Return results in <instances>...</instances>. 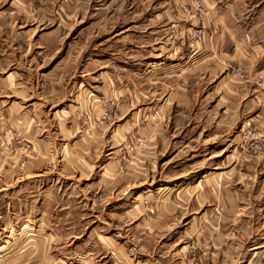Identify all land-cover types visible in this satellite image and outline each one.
<instances>
[{"label":"rangeland","instance_id":"1","mask_svg":"<svg viewBox=\"0 0 264 264\" xmlns=\"http://www.w3.org/2000/svg\"><path fill=\"white\" fill-rule=\"evenodd\" d=\"M58 1L59 7L54 0L50 3L48 12L52 21L44 23L36 21L42 11H38L35 0H0V96L14 93L11 99L15 101L21 97L19 88L27 84L21 82L26 78L23 71L10 73L15 68L14 57L9 53L14 50L13 40L19 39L24 48L32 51L39 34L59 29L55 20L62 19L58 14L60 10L63 15L67 12L68 20L61 31L65 40L57 53L40 54V60L34 62L37 69L34 72L30 69V74L32 78H57L51 76L55 67L60 69L62 79L72 86V89L68 86V95H64L65 88L59 85L65 82H54L56 86L52 92L48 85L40 82L34 96L40 97L44 104L36 102L30 110L23 105L10 108L8 103L0 107V264H11L9 256L17 250L11 245L12 240H25L22 238L26 237L28 223L35 226L29 230L35 234V240L29 251L20 246L18 252L35 256L44 253L66 255L69 257L67 264H78L74 258L93 251L103 263L107 256L118 253L112 244L111 247L108 245L112 241L107 235L112 231L109 226L125 220L130 239L139 238L140 228L145 224L149 226V220L162 209L163 218L169 214L173 219L168 222L175 221V231L163 234L164 238L176 239L172 247H163L164 254L175 264H264L263 248L255 261L247 262L251 254L236 244L238 237H235L234 226L222 227V203L225 207L222 194L225 196L227 191L226 205H229L230 191L233 195L242 185L235 183L232 166L223 161L225 141L222 131L225 127L222 119L191 120L186 117V103L177 106L167 101L172 88L176 87L174 84L121 82L122 71L118 69L114 72L119 73L111 76L110 92L106 96L98 95L101 82L110 72L99 77L105 69L92 66L90 60L91 48L98 40L90 36L89 15L97 2L78 0L85 2L84 10L78 9L80 17L74 19L68 16L75 9L74 0ZM23 3L26 5H22L20 12ZM28 8L36 17L30 21L24 19ZM106 13L107 9L100 11V14ZM82 16L87 17L81 21ZM37 20L42 21L41 18ZM100 23V33H103L109 24L105 20ZM26 62L27 56L20 62L23 70L27 67ZM11 76L15 82H11ZM197 90L198 86L195 93ZM211 96L206 102L202 99L196 102L195 109L214 105L216 98ZM54 101L56 104H51ZM172 107L179 114L176 120L169 117ZM64 108L69 111L63 113ZM170 120L177 127L175 133L180 135L179 138L183 133L186 137L187 131L194 128L188 138L195 134L194 144L191 143L195 151L172 157L170 150L165 151L177 142V136L165 130L173 126ZM191 121L196 122L193 128L188 126ZM243 136L244 143L249 144L248 138ZM200 143L201 148L198 147ZM169 156L170 160L164 161ZM63 157L74 164L66 172L62 167ZM189 157L192 160H188ZM85 160L89 161L87 167L85 164L75 166ZM30 168L34 171H29ZM225 169L228 172L222 173ZM75 174L78 180H75ZM118 179L124 185L130 180L128 185L132 190L124 195L118 193V183L113 187L111 182ZM246 186L253 189L250 184ZM231 201L233 205L234 201ZM128 207L130 220L122 214ZM169 207L174 211L167 210ZM43 225H49L52 233H57L55 239L61 246H42L41 230L37 228H43ZM91 225L97 231L92 241L84 244L87 226ZM23 226L26 228L18 234L17 229ZM45 231L49 232V229ZM75 234L79 237L73 240ZM103 255L107 256L102 259Z\"/></svg>","mask_w":264,"mask_h":264},{"label":"crops","instance_id":"2","mask_svg":"<svg viewBox=\"0 0 264 264\" xmlns=\"http://www.w3.org/2000/svg\"><path fill=\"white\" fill-rule=\"evenodd\" d=\"M188 1L96 0L97 3L93 8L90 7L89 24H91V38L98 41L91 48L90 60L92 66L97 65L102 70L105 69L99 77H103L105 72H110L107 79L101 82L103 83L99 86L101 90H97L96 93L106 96L110 92V82L113 80L111 76L119 73L114 72L115 69H118L122 71L120 72L123 76L121 82H144V84L145 82H171L174 84L176 87L175 89L172 88L167 101L170 100L171 104L177 106L186 103L185 113L187 115H185L191 120L222 119V126L225 127L222 131V137L225 141V144L222 145V154L224 153L225 158L223 161H228L226 164L232 166L235 183L242 184L240 191L236 189L233 195L230 191V206L226 205L228 203L226 202L227 191L225 190V196L222 194V198L225 197L224 208L222 203V216L224 217V220L222 217V227L227 229L231 225L234 226L235 237H238L236 244L242 245L245 252L251 254L247 262H253V259L255 261L262 251L260 248L264 249V148L261 151L251 152L247 149L248 144L244 143L242 136L244 130L247 129L256 131L255 134L251 132L248 134V140L264 135V95L252 80L246 82L235 80L228 72L231 66L241 65L250 73H258L264 76V0H204L205 6L202 12L193 10L191 13H186L181 9V2ZM35 3L39 8L38 11L42 12L36 18L28 8L29 12L24 13L27 14L24 19L30 21L35 17L38 22H51L52 18L48 11L52 0H35ZM54 3L58 7L60 6L58 0H54ZM84 3V1L74 0L72 4L75 9L68 16L74 17V19L80 17L78 9L84 10ZM22 5L26 4H21L20 12ZM29 6H32L31 3ZM103 9H107V13L104 15L100 14ZM65 13L63 15L60 10L58 14H60L59 18L62 17V19L55 20L60 30L57 28V30L39 34L38 42L33 49L34 52L24 48L23 43L18 41L19 39L13 40L11 45L13 44L14 50L9 51V53L14 57L13 66L15 68L11 69L10 73L23 71L26 78L20 80L27 82V84H23L19 88L21 89L18 90L21 97L19 96V99L15 101L11 99L14 93L2 94L0 107L8 103L10 108L23 105L30 110L36 102L44 104L40 97L34 96L36 87L40 82H43L44 86L48 85L50 92L56 86L54 82H65L59 87L63 86L65 88L64 95H68V86L69 89H72V86L65 79H62L59 73L60 69L56 70L54 67L52 70L51 76H58L57 78H32L30 74V69L33 72L37 69L34 62L40 60V54L50 55L59 51L62 41L65 40V34L61 32L64 28L63 24L67 23L68 20ZM86 17L82 16L81 21ZM40 18L42 21L37 20ZM104 20L109 25L105 32L100 33V22ZM33 25L35 24L33 23ZM196 27H201L207 32L205 40L197 42L191 37L189 31ZM213 29H216L217 33H213ZM174 32H177V37L170 36V33ZM26 56L27 67L23 70L20 62ZM11 77V82H15L12 81L13 76ZM8 81L10 80L8 79ZM29 82L33 83L29 84ZM196 86H198L197 93H195ZM211 95L216 98L214 105L208 108L195 109L194 104L196 102L200 99L206 102L209 97H213ZM25 99L28 101H24ZM51 104L56 103L54 101ZM62 111L67 113L69 109L64 108ZM200 112L204 114H197ZM0 116H2V112ZM169 117L172 120L179 118L178 112L174 111L173 107L169 112ZM52 118H54V114ZM169 122L173 126L167 127L165 130L173 133L174 136L176 135L177 142L167 147L165 151L170 150L171 157L181 152L195 151L191 146V143L194 144L195 134L192 138L188 137L193 134V127L196 122L188 123V126L193 129L187 131L186 137H183V133L180 138V135L175 133L177 127L174 122L171 120ZM59 124L61 127V121ZM167 125L170 126L169 123ZM60 127H58L59 133ZM64 130L67 132V128ZM189 132L192 133L189 134ZM243 137L245 138V134ZM201 146V143L198 144V147L201 148ZM63 150L66 151L67 148L64 147ZM170 156L164 161L168 162ZM62 159L64 160L62 167L66 172L68 167L74 164L71 161L67 162L65 157ZM188 160H192V158L189 157ZM85 161H80L75 166L89 164V161ZM59 165L61 166V164ZM29 171H34V168H30ZM227 172V169L222 171V173ZM74 177L75 180H78V175L75 174ZM111 182H113V187L116 186L115 183H118V193L123 192V195L132 190L130 189L131 185H128L130 180L125 185L119 179L116 182ZM246 184H250L253 189H247ZM162 188L166 189L167 187ZM231 200L234 201L233 205ZM167 210L174 211V208L169 207ZM162 211L163 209L149 220V226L145 224L144 227L140 228L141 236L139 235V238L132 240L130 239V229L126 228L128 224L125 220L123 223L117 222L109 226L112 231L107 235L112 241L108 242V245L111 247L112 244L118 253L106 255L107 259L103 263L175 264L171 257L169 258L167 254H164L163 249V247H172L176 243V239L163 237L168 232L175 231V221L168 222L173 218H169V214H167V218H163ZM122 214L130 220L129 207L124 208ZM29 224L26 225L27 228L25 226L20 230L16 228L18 233L22 232L25 227L27 233L26 237L24 234L22 235V237L24 236L22 239L25 240H18L17 238L12 240L11 245L16 246L17 250L10 254V263L67 264L66 261L69 257L66 255L52 256L44 253L35 256L31 253L18 252L20 246L26 247L29 251V247L35 240L33 238L35 234L29 232L35 226ZM48 226L43 225V228H37L41 230L39 239L42 241V246L49 248L56 245L61 246L58 244L59 241L56 242L55 239L54 234L57 233H52L51 227L48 228ZM87 227V234H85V240L82 242L84 244L88 243L97 231L94 225ZM47 229L49 232L45 231ZM53 231L56 229L53 228ZM161 235L162 237H160ZM78 237L77 234L73 235V240ZM90 244L92 245V242ZM89 252L90 255H82L79 258H74V261L78 264H103L98 258L99 255H95L93 251ZM106 256L103 255L102 259ZM257 263H259L258 260Z\"/></svg>","mask_w":264,"mask_h":264},{"label":"built area","instance_id":"3","mask_svg":"<svg viewBox=\"0 0 264 264\" xmlns=\"http://www.w3.org/2000/svg\"><path fill=\"white\" fill-rule=\"evenodd\" d=\"M204 0H189L188 2H181V9L186 13H191L193 10L202 12L204 10ZM213 33H217L216 29H213ZM189 34L191 37L197 41L201 42L206 39L207 32L199 27V28H192L191 31H189ZM170 36L177 37V32L170 33ZM229 75L239 81H250L252 80L258 87L262 89V93L264 95V76L258 73H250L247 69H245L241 65H233L229 68ZM256 132L255 130H249L245 133V137H248L249 133ZM250 143L248 144L247 149L251 150V152H257L261 151L264 148V135H261L259 137H254L253 139L249 140ZM249 147V148H248Z\"/></svg>","mask_w":264,"mask_h":264}]
</instances>
